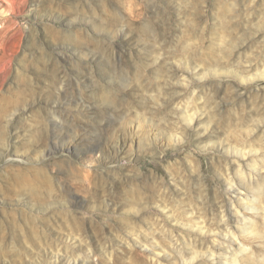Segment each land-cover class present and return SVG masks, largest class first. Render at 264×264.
Returning <instances> with one entry per match:
<instances>
[{"label":"rangeland","instance_id":"obj_1","mask_svg":"<svg viewBox=\"0 0 264 264\" xmlns=\"http://www.w3.org/2000/svg\"><path fill=\"white\" fill-rule=\"evenodd\" d=\"M0 264H264V0H0Z\"/></svg>","mask_w":264,"mask_h":264},{"label":"bare ground","instance_id":"obj_2","mask_svg":"<svg viewBox=\"0 0 264 264\" xmlns=\"http://www.w3.org/2000/svg\"><path fill=\"white\" fill-rule=\"evenodd\" d=\"M16 170V169H15ZM17 174V173H16ZM30 181V180H29Z\"/></svg>","mask_w":264,"mask_h":264}]
</instances>
